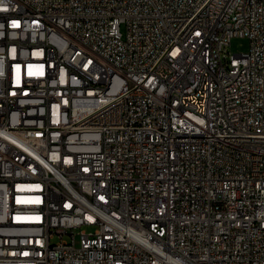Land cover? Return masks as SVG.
<instances>
[{"label":"built area","instance_id":"built-area-1","mask_svg":"<svg viewBox=\"0 0 264 264\" xmlns=\"http://www.w3.org/2000/svg\"><path fill=\"white\" fill-rule=\"evenodd\" d=\"M0 264H264V0H0Z\"/></svg>","mask_w":264,"mask_h":264},{"label":"rangeland","instance_id":"rangeland-1","mask_svg":"<svg viewBox=\"0 0 264 264\" xmlns=\"http://www.w3.org/2000/svg\"><path fill=\"white\" fill-rule=\"evenodd\" d=\"M228 49L231 53L247 52L249 50V40L242 37H234Z\"/></svg>","mask_w":264,"mask_h":264}]
</instances>
